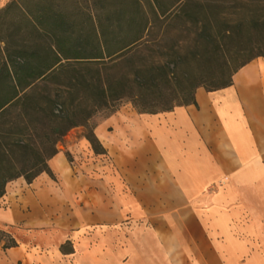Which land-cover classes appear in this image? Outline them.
<instances>
[{
	"label": "crops",
	"instance_id": "obj_1",
	"mask_svg": "<svg viewBox=\"0 0 264 264\" xmlns=\"http://www.w3.org/2000/svg\"><path fill=\"white\" fill-rule=\"evenodd\" d=\"M194 100L124 104L94 126L103 154L75 128L53 177L8 182L0 264H264V57Z\"/></svg>",
	"mask_w": 264,
	"mask_h": 264
},
{
	"label": "trees",
	"instance_id": "obj_2",
	"mask_svg": "<svg viewBox=\"0 0 264 264\" xmlns=\"http://www.w3.org/2000/svg\"><path fill=\"white\" fill-rule=\"evenodd\" d=\"M226 3L9 0L0 8V198L17 178L53 177L48 160L72 129L103 154L97 114L196 105L197 87L225 88L264 57V2Z\"/></svg>",
	"mask_w": 264,
	"mask_h": 264
},
{
	"label": "rangeland",
	"instance_id": "obj_3",
	"mask_svg": "<svg viewBox=\"0 0 264 264\" xmlns=\"http://www.w3.org/2000/svg\"><path fill=\"white\" fill-rule=\"evenodd\" d=\"M145 2V0H141ZM8 2V1H7ZM7 2H0V8H2ZM160 2H212V0H160ZM218 2H227L226 6H232L233 2H264V0H218ZM229 12H232V9H229ZM232 66V65H231ZM107 115V112L97 114L90 122L91 125H95L99 120L104 118ZM78 129V128H77ZM81 133L85 132L84 128H80ZM78 135V134H77ZM62 142V141H61ZM58 148H62L61 144L57 145ZM3 241L6 242L8 239V235L2 237Z\"/></svg>",
	"mask_w": 264,
	"mask_h": 264
}]
</instances>
